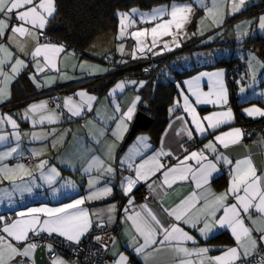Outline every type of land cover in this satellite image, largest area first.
<instances>
[{
    "label": "crops",
    "instance_id": "1",
    "mask_svg": "<svg viewBox=\"0 0 264 264\" xmlns=\"http://www.w3.org/2000/svg\"><path fill=\"white\" fill-rule=\"evenodd\" d=\"M250 1L255 2L251 5L254 6L260 0ZM254 10V15H259V13L264 10V2L263 7ZM51 17H48L47 19L49 20ZM239 17H243V15L240 13L228 18L225 22L229 23L233 20L234 27ZM0 18L3 17L0 16ZM14 23L21 24L23 22L14 21ZM24 26L29 27L28 24H25ZM36 30L38 33L39 29ZM238 34L239 33L233 29L231 36L225 37V39L227 38V41L221 43L220 45L221 54L219 53V55L217 54L204 58L201 57L203 61L201 60L198 61V63H192V66L187 69H183L188 70L205 65H211L221 59H235L237 60V63L234 65L240 66V70L238 75L233 77L231 83H229V68L219 66L213 69L198 70L187 78L179 81L175 80L172 72H181L183 70H174L170 68L167 72H161L160 69L151 84L148 83L146 79H134L125 76L116 80L102 93H99L100 89L96 86V84L95 86L98 87V89L96 88L97 90H90L84 87L85 84L93 82L95 79L107 77L113 73L116 68L127 69L131 65L144 61L146 54L144 56L138 55V57L135 58H122L121 62L116 65L117 67H115V69L106 71L103 70L100 72V75L94 77L89 74L82 73V68L79 64L80 62L74 65L76 63V59L72 58L70 55H66L65 53H61L59 57L58 64L56 65L58 71L55 69L56 71L52 72L50 71V68L45 66V68L43 67L45 69L43 72H35L29 67L30 65L21 68L18 75L8 82L10 96L7 101L1 105L2 108L6 109L5 111L9 113L8 115L16 121L18 127L14 129L11 124H0V134L5 137V140L2 141L4 146L0 147V151L3 150V153H5L11 151L12 148H16L17 152L12 153L11 156L5 157L2 160L3 163L1 164H6L4 162H10L11 164L8 165V168H15L17 164H15V162L10 158H12L13 155H18L19 158V156L22 157L24 154L23 157L28 156L30 161L28 163H24L22 162L23 157H20L17 162L24 165L25 169H27L31 175H27L23 171H17L13 174L15 176L14 182L0 176V216L14 214V219L6 222L2 228L6 224H10L18 219L27 218L21 217L19 213L27 212L31 208L63 207L65 204L73 203L77 199H85L90 192H98L104 187H110L112 189L110 194L104 195L98 199H85L84 204L81 205L82 208L88 210L90 219L92 220V226L96 225L100 228L106 229L104 233L97 234L93 238L99 245H107L106 250L101 246L104 250V259L106 264H114V261L119 258V254H123L128 258V264H176V262L181 258L190 259L194 262V264H198V257H196L195 254L192 256H184L182 253L177 255L174 248L176 246L185 247L191 251L197 248L206 247L209 249L207 256L214 257L223 255L227 248L235 247L236 241L231 234V230L227 227L221 228L214 225L212 231L207 235V237H205L202 236L199 231V229L203 227L202 222L193 228L190 225L183 223V221H175L174 217L169 216L165 212V209L170 210L174 208L181 200L193 191L198 193L203 191L202 189L196 188V184L191 179L190 175L188 180L177 181L171 188H167V186H162V170L147 180L139 181L133 187L131 193L127 195L123 192L121 185L122 182L126 184V181L124 180L125 177L135 179V166L140 164L143 160L153 156L155 153L161 151L162 148L165 152L170 151L172 155L160 157L161 162L165 164L166 167L176 165L178 163L177 158L182 160L184 155L187 154L183 151L181 145L188 149V152L197 151L195 147L190 146V142L193 139L196 140L201 149H203L204 145L209 141L216 144V153L205 150V155L208 156L209 160L216 164L218 169V171L212 173V176L209 179V184L206 186L210 187L211 191L216 194L225 192L228 189L231 173L236 161L250 158L257 169V174L259 175L264 172V131L244 135L240 127V124L246 122H261L264 126V116H260L258 114L249 116L245 111L250 108H258L261 111H264V71L255 81L250 82L247 87L245 86L246 80L245 78L242 79V75L247 77V73H244V65L239 61L238 55H234L236 53H234V51H239L242 47L245 49H250V47L248 48L243 45V43L248 40L245 38L246 36L239 39ZM257 37H264V35ZM1 40L2 37H0V41ZM216 41L215 37L214 43L203 44L201 41L202 43L200 42V44H203V46H207L205 48H208L209 46L214 45ZM228 41L230 43H226ZM9 44L12 50L17 52V41L12 38L10 39ZM194 45L195 44L192 46ZM195 46L198 45L196 44ZM178 51L179 50H176V52ZM169 52L170 50L165 52V55ZM242 53L243 52H241L240 55H242ZM86 55L87 54H85V56ZM88 55L92 56L91 53ZM165 55L164 52H162V54L158 56V58L162 60L160 68L168 62L167 56ZM258 56L261 57L260 52ZM63 61L66 64V69L62 65ZM11 62L13 63V61ZM40 63L42 64V61H40ZM63 71L70 73V76L68 78L62 77ZM50 72L57 74L51 76V79H46V77H49L48 75ZM213 73H223L220 79L226 88L227 103L218 102L215 104H196V97L192 95L190 89L198 87L202 93L213 92V84L216 78L213 77L211 82L209 80V75ZM22 75H24V78L27 79L26 86L20 87L16 92V95L19 97V101L25 99V102L21 107L17 108V101L10 102L12 97V85H14L15 81H17ZM33 76H35L36 82H33ZM198 77L199 80H197ZM129 78L138 81L136 82L138 85H123L127 90V95H129V98L127 99L130 101L129 104L123 106L121 104L122 96H124L125 93H123L122 96L114 95V101L118 103V113L116 114L115 107L111 100L112 95L109 93L116 84ZM171 82H173L175 86V96L168 106V119L163 131L158 135V137H155V135L148 132V130L146 132H139L127 145H124L123 141L130 129L141 100L140 91L143 89L152 94L158 83L167 84ZM189 82H191V84ZM37 83L40 85L39 87H37ZM40 87L46 88L45 90L43 89L45 93L50 94L52 97L54 96L62 103V112L61 114L56 112L57 119L53 123H49L46 119L42 123L40 122L41 116H47L45 111L28 113L27 118L25 117L28 107L32 104H39L41 99L44 98L43 96H39V93L37 92V89ZM241 88L244 89L243 92H241ZM79 92H85L87 96L82 98L77 95ZM181 93H183V95ZM184 95L188 96L190 103L196 108V111L201 119L211 113L223 112L228 109H231L233 118L216 129H207L203 135L198 134L194 125L191 123L190 115L183 109ZM88 96L95 97V99L89 101L87 99ZM234 96L236 99L234 100L235 103L232 107L231 103L233 100H231V97ZM69 97H71L73 105H83L80 115H72L68 107H65V99ZM136 97H139V100L136 101V107L132 114V118L130 120L125 119L124 125H120V120L123 117V114L128 111V108L131 106L133 101L136 100ZM209 99L215 100L216 97L215 95H212ZM177 101H179V106L175 107V110L170 112V109L176 105ZM177 117H183L184 119H177ZM185 121H187V124H185ZM204 124L207 128L206 121ZM118 125H120V127H118ZM125 125L126 131L124 130ZM236 128L240 129L242 133L238 143L233 144L230 142V138H225L226 141H228V147L225 148L223 145L215 141V136L229 132ZM19 129H22V131L18 132ZM181 129L184 130L182 131ZM189 129L192 131V139H189L187 136V130ZM113 132H118L122 138H117V136L113 135ZM17 135L19 137L18 139ZM220 154L227 157V159L232 163L229 164L225 163L224 160H217L216 157ZM94 158L102 160L105 167L111 166L114 169V173L109 174L103 171L98 164L94 163ZM42 160H46L48 162L43 170L37 167L39 162ZM187 163L191 164L193 168L197 167L194 161L190 160ZM129 164H131L132 167H129ZM53 168L58 175L53 173L52 175L54 176V179L51 183H49L47 176L49 174V170ZM20 177H23V179L21 180ZM89 181L93 182L92 187H90ZM17 185L30 187L31 191L17 190ZM143 186H146L150 190L152 198L150 202H143L141 199ZM239 195H244L242 190ZM109 198L114 199L103 204H98L99 202ZM130 199L132 200L131 204H129ZM235 202V198L233 196H229L226 204ZM113 205H115V211L109 213L108 209ZM142 205H147L165 226L177 223L184 229V231L188 232L195 238L194 242L184 241L178 244V242L172 241L171 243H165L164 245H153L150 248L145 249L146 253H150L147 257V261H145L144 255L137 254L134 250L135 247L143 243V238L136 234L135 229L132 227V221L126 219L128 215H134L136 212H141L143 216H146V212L141 208ZM125 209H127V212ZM94 213L99 215H93ZM250 213L252 215V219L257 220V225H252L251 221L246 218L248 214L241 213L242 217H245L246 226H264V224L259 221V214L256 213L254 209L250 210ZM39 215L42 221L47 219L43 213ZM109 215L112 216L110 221L108 219ZM221 215H223V209L216 213V218L218 219ZM101 222H103L102 227L99 226ZM89 230L80 238V241L89 232ZM43 234L48 235L47 233H41L40 235ZM220 234H223L227 238V242H224L221 239L217 241L212 240ZM252 234L257 238L259 236V233L255 231H253ZM2 235L6 236L3 232ZM51 236H57L67 240L65 237L59 236L55 233ZM96 236H100L102 238L101 241L98 242L95 239ZM134 237L135 241L133 239ZM158 239H162V236L158 237ZM12 242L17 243L16 241ZM70 242L76 243L74 241ZM22 243L26 244V241ZM258 244L259 246L264 247V243L258 242ZM154 248H158V250L153 251ZM56 258L64 260L66 264H77L63 255L50 256L49 249L47 247L37 248L31 260L28 258H24V260L25 264H33V261L34 264H52L53 260ZM16 259L21 258L17 257ZM242 260L244 259H241L240 261ZM240 261H237L236 264H239ZM12 264H15V261H12ZM205 264H211V262L205 260Z\"/></svg>",
    "mask_w": 264,
    "mask_h": 264
},
{
    "label": "snow or ice",
    "instance_id": "2",
    "mask_svg": "<svg viewBox=\"0 0 264 264\" xmlns=\"http://www.w3.org/2000/svg\"><path fill=\"white\" fill-rule=\"evenodd\" d=\"M240 5L244 3V0H239ZM55 0H0V37H3L6 31H10L15 36L21 38L30 37L37 41V46L34 51L31 52V56L35 59L43 55L44 61L47 66L58 71L56 67V60L61 53H65V48L63 45H56L52 43H39L38 35L32 29L43 30L48 22L47 18L51 17L55 12ZM239 7L234 6V11H238ZM192 11L190 6H176L171 7L169 12L166 8L153 9L151 13H138L137 9H132L131 13H118L120 18V35L117 37L122 38L126 34V29L134 24L135 21L132 19L133 16L139 14L142 22H154L159 21L155 26L150 29L144 28L141 30L131 32V36L136 40V49H134L132 55L133 58L136 57V50L143 53L145 47L148 51H152V48L157 47V41L159 38L164 36H172L173 42L179 47L178 34L183 29L184 25L189 22V15ZM211 12L212 9H208ZM168 16L169 19L165 20L164 17ZM14 21L23 22L21 24H15ZM125 21H129L128 24ZM222 22V20L220 21ZM25 24L32 25V28L25 27ZM260 27L264 28V17L260 18ZM151 36L152 42L151 46L148 47L145 44V39ZM164 49L171 50L167 42L163 45ZM120 51H123V45L120 46ZM20 51H23V47H20ZM0 53L4 55L0 57V102L4 98V88L2 85L10 82L12 79L18 75L21 68L27 65L23 60L16 57L15 62L11 64L10 71L11 76L4 71V67L13 59V53L3 45H0ZM159 54V53H155ZM45 69L39 65L37 61V72H43ZM207 75V74H206ZM223 73H213L209 75L210 82L212 78L215 77V82L213 84L214 91L209 93L200 92L199 88L190 89L192 95L196 97V104L205 103H227V92L223 85L222 77ZM33 82H36L35 76L32 77ZM199 80V77L197 78ZM132 83H135L133 81ZM191 84V82H189ZM40 85L37 83V87ZM142 86V84H141ZM118 88H122L123 85H117ZM244 89L241 88V92ZM183 95V93H181ZM80 97H85L87 94L85 92L77 93ZM215 95L216 99H209L210 96ZM10 96V92L8 93ZM89 101L94 100L95 97L88 96ZM136 100L133 101L128 111L123 114L120 120V125H124V120H130L132 114L136 107ZM184 104L183 109L191 117V123L194 125L195 130L198 134L203 135L207 129H216L220 125L229 122L233 118V113L231 109L223 112L211 113L202 119L199 117L196 108L192 106L189 101L188 96H183ZM48 106L47 101H42L39 104H32L28 107L25 113L27 118L28 113H37L42 110H46ZM179 106V101L170 112L175 110V107ZM65 107H68L72 115L78 116L81 114L83 105H73L71 97L65 99ZM247 115L252 116L258 114L264 116V111L258 108H250L245 110ZM47 120L49 123L56 121L57 116L54 112H49L47 116H41L40 122ZM177 119L183 120V117H177ZM207 122V128L204 122ZM8 123L15 129L18 127L16 121L7 114L0 115V124ZM187 124V121H185ZM118 125V127H120ZM126 131V125L124 126ZM182 131L184 129H181ZM179 134V133H178ZM114 136L117 138H122L118 132H113ZM241 130L236 128L229 132L222 133L221 135L215 136V141L223 145L225 148L228 147V141L225 138H230V142L235 144L239 142L241 137ZM187 136L192 139V131L187 130ZM17 135V139H18ZM5 137L0 135V142L4 141ZM181 148L186 155L183 159H178V163L174 166L166 167L160 160V157L168 155L171 156L172 153L165 152L163 148L161 151L155 153L148 159L143 160L140 164L135 166V179L131 177H125L124 180L126 184L122 182V190L125 195L131 193L133 187L141 180H147L151 176L156 175L157 172H162L163 181L162 186H167L171 188L177 181H184L191 179L195 182L197 189H202L203 191L198 193L193 191L187 197L180 201L172 209H165V212L174 217L175 221H183V223L190 225L191 227H196L197 224L203 223V227L199 229L202 236L207 237V235L212 231L213 226H219L221 228L227 227L231 230V234L236 241L235 247L227 248L223 255L208 257L207 253L209 249L197 248L194 250H189L185 247L176 246L174 251L184 256H192L195 254L198 257V264H205V260L211 262V264H236L237 261L245 259L252 256L253 253L257 252L259 243H264V226L249 227L245 225V217H242L241 213L248 214L247 219L251 221L252 225H257V220L252 219L250 210L254 209L256 213L259 214V221L264 224V172L257 174V169L254 166L250 158H245L244 160L236 161L234 168L231 173L229 187L225 192L216 194L211 191L210 187H206L209 184V179L212 173L218 171L216 164L209 160L208 156L205 155V150H209L213 153L217 152L216 144L209 141L204 145L203 149L188 152V149L181 145ZM16 152V148H12L11 151L5 152L0 155V160H3L6 156H11L12 153ZM217 160H224L225 163L231 164L232 162L224 157L222 154L216 157ZM194 161L197 167L193 168L188 161ZM48 162L42 160L39 162L37 167L41 170L45 168ZM94 163L98 164L103 171L113 174L114 169L111 166H104V162L98 158H94ZM91 167V165H90ZM129 167H132L129 164ZM17 171H23L27 175H31L30 172L25 169L24 165H17L15 168H8L7 166L0 167V176L9 181L15 180L13 175ZM56 173L55 169H50L47 176V180L51 183L54 179L52 175ZM43 175V172H42ZM22 180L23 177H20ZM90 187H92L93 182L89 181ZM17 190L20 191H31L30 187H24L17 185ZM243 191L244 195H239ZM112 189L110 187H104L98 192H90V194L85 198L88 200L98 199L104 195L110 194ZM229 196L235 198V203L226 204ZM85 199H77L73 203L65 204L63 207L58 208H31L27 212H21L19 215L21 217H27L25 219H18L10 224H6L3 228H0V232L5 235H0V264H25L24 258L32 259L35 250L38 247L37 243L29 241V233L31 232L34 236H39L41 233H47L49 236L52 234H57L59 236L65 237L69 241H74L76 243L80 242V238L91 228L92 220L90 219L89 212L87 209L82 208L81 205L84 204ZM132 200H129V204ZM141 208L146 212V216H143L141 212H136L134 215H128L127 220L132 221V227L135 229L136 234L143 238V243L135 247V252L137 254H143L145 261H147L148 255L145 249L150 248L153 245H164L165 243H171L172 241L184 242L193 241L194 237L188 232L184 231L177 223H172L165 226L161 220L148 208L147 205H142ZM223 209V215L218 219L216 218V213ZM115 211V205L108 209L109 213ZM127 212V209H125ZM43 213L47 219L43 221L40 215ZM194 213V215H193ZM93 215H99L94 213ZM109 221L112 216L109 215ZM3 220V217H0ZM99 226H103V222ZM253 231L259 233L258 238L253 236ZM162 236V239L158 237ZM11 238V239H9ZM95 239L99 242L101 241L100 236H96ZM135 241V237L133 238ZM16 241L17 243H13ZM29 241L26 244L22 242ZM105 250L107 249L106 244L101 245ZM49 251L52 250V245H48ZM158 248H154L153 251H157ZM242 250V251H241ZM20 257L21 259H16ZM34 264V261H33ZM52 264H66V262L60 258L53 260ZM114 264H128V258L123 254H119V258L114 261ZM176 264H194L190 259H179ZM247 264H251L247 261ZM259 264H264V257L261 258Z\"/></svg>",
    "mask_w": 264,
    "mask_h": 264
},
{
    "label": "rangeland",
    "instance_id": "3",
    "mask_svg": "<svg viewBox=\"0 0 264 264\" xmlns=\"http://www.w3.org/2000/svg\"><path fill=\"white\" fill-rule=\"evenodd\" d=\"M244 1H246L244 2L245 4L243 3L242 5H240L239 0H179V1L170 2L169 5L164 4L158 7H154L151 10H147V11L139 10L137 8H132V9H137L138 13H151L153 9L162 8V7L166 8L170 12L171 7L173 5L181 6V7L190 6L192 9L191 13L188 14L190 18L189 22L184 25L183 29L178 34V40H179V45H180L179 47H177L176 44L173 42L172 36H164L158 39L157 47L152 48V51H148L147 47H145V50L143 53L139 52V50H136V57H138V55L144 56L146 54L144 59L151 60V59H155V57L158 58V56H160L162 52H164V55H165V52L169 50L164 49L163 45L165 42H167L171 50L168 54L165 55L167 56L168 62L167 64L162 65V67L160 68L161 69L160 71L167 72V70L170 68L174 70L175 69L183 70V69H187L188 67L192 66V63H195V62L198 63V61H201L202 60L201 57L204 58L207 56H214L217 54L219 55V53L221 54L220 45L221 43L227 41L226 40L227 38L225 39V37L231 36L233 29L239 33L238 34L239 39H242V37L244 36H246L245 37L246 39H249V38L257 37L260 35H264V28L260 27V18L264 17V13L260 12L259 15L258 14L254 15L255 10L250 8V6L252 5V3H255V2H252L250 0H244ZM234 6H238L239 10L234 11ZM132 9L125 11V12L131 13ZM208 9H212V11L208 12L207 11ZM245 11L246 13L243 15V17H239L234 27H233V20H231L229 23L225 22L228 18H231ZM125 12L123 11V12H118V13H125ZM118 13H117L118 25H117L116 30L105 32L95 37V39L91 42V44L84 51V53L87 54L84 58L79 59L78 56L76 55L77 52H75L74 50H68L64 47L65 54L70 55L72 58L76 59V63L74 65L80 62L79 64L82 68L81 70L82 73L89 74L92 77L98 76L100 75V72L103 70L106 71L110 69H115V67H117L116 65H118L119 62H121L122 58H125V57L133 58L132 53L134 49H136L137 42L130 35L131 32L141 30L144 28L150 29L151 27L155 26L156 23L159 22V21L142 22L139 14H137L132 17L135 23L131 24L126 29L125 36L118 39L117 37L120 35V18L118 16ZM164 19L167 20L169 19V17L165 16ZM221 20L222 22H220ZM125 23L128 24L129 21H125ZM28 26H29L28 28H32V25L28 24ZM45 28L39 31H44ZM32 30L34 31V29ZM35 33H37L36 29H35ZM215 37L217 41L215 42L214 45L209 46L208 48L203 47L204 43H208V44L214 43ZM12 38H13V34L10 31H6L5 35L2 37V40L0 41V45H3L4 47L8 48L13 53V59H12L13 63L15 62L14 61L15 58L18 57L21 60H23L27 66L30 65L29 67L32 68L35 72L37 71V61H39V65L41 67L45 66V67L50 68L51 69L50 71L52 72L56 71L51 66L46 65L43 55L36 57L35 59L31 56V52L34 51L35 47L37 46V41L33 40L30 37L21 38L17 35L13 38L18 43L17 52H14L9 44V41ZM201 41L203 42L202 45L200 44ZM144 42L148 47H150L151 42H152L151 36L149 35L145 39ZM51 43L56 44V45H62L57 42H51ZM226 43H230V42L228 41ZM193 44L195 45L197 44L198 46H196L195 48L192 46ZM121 45H123V51L119 50ZM21 46L23 47V51H20ZM176 50H179V51L176 52ZM241 52H243L242 55H240ZM89 53H91L92 56L88 55ZM155 53H159V54H155ZM229 53H230V50H229ZM234 53H235L234 55H238L239 61L244 65L243 70H244V73H247V77H244V75H242V79L245 78L246 80L245 86L247 87L250 82L255 81L257 77L264 71V61L254 51H250V49H245L243 47L239 51L238 50L234 51ZM3 55H4L3 53H0V57H2ZM59 57L56 60V65L58 64ZM40 61H42L43 65L40 63ZM149 62L150 61H148L147 63ZM81 63H84V64H81ZM11 64L12 62L10 61L4 67V71L7 72L9 76L12 75L10 71ZM62 65L66 69V64L64 61L62 62ZM52 72H50V74L48 75L49 77H46V79H51V76L57 74V73H52ZM69 76H70V73L66 71L62 72V77L68 78ZM0 79H3V77H0ZM133 81H135V83H132ZM136 82L138 81L130 79V78L124 79L115 85V87L111 91L112 93L111 92L109 93L112 95L111 100L115 107L116 114L118 113L117 112L118 103L114 101L115 99L114 95L122 96V94L125 93V95L122 96L121 104L123 106V105L130 103V101L127 100L129 98V95H127L126 93L127 90L125 89V87L123 86L122 88H118L117 85H121V84L130 85L131 84L132 86L133 85L136 86L138 85V83ZM2 87L4 88L5 95H4L2 102H0V115H4V114L8 115L9 113L5 111L6 109H3L1 106L9 98L8 83L2 85ZM40 88H43V87H40ZM43 89L45 90L46 88H43ZM120 96H117V97H120ZM24 100L25 99H23L22 101ZM42 101H46L45 98H42L41 102ZM43 111H45L47 115L49 114V112H54L56 114V111L50 109L48 106L46 110H42L41 112ZM21 131L22 129L18 130V132H21ZM142 138H146V137H142ZM3 146L4 144L0 142V147H3ZM2 154H3V150L0 151V155ZM20 157L21 156H19V158ZM17 158H18V155H13V157L10 159H12V161H14L15 164L21 165L19 162H17L19 161V158L18 160ZM1 163H3L2 160H0L1 167H4V166L8 167V165L11 164L10 162H4L6 164H1Z\"/></svg>",
    "mask_w": 264,
    "mask_h": 264
},
{
    "label": "trees",
    "instance_id": "4",
    "mask_svg": "<svg viewBox=\"0 0 264 264\" xmlns=\"http://www.w3.org/2000/svg\"><path fill=\"white\" fill-rule=\"evenodd\" d=\"M173 1L179 0H55L56 10L54 15L48 20L45 30L39 32H45L48 34L51 37V42L60 43L68 50H74L77 53H81L82 55L79 58L82 59L85 57L84 51L95 39V37L102 33L116 30L118 25V12H125L132 8L147 11ZM263 2L264 0H260L257 4L251 6L250 8L258 9L263 7ZM262 12H264V10H262L261 13ZM245 13L246 11L242 12L241 15H244ZM243 45L248 48L250 46L257 48L260 52L261 58L264 60V37L250 38L246 40ZM193 47L196 48V46ZM203 47L205 48L207 46ZM151 60L155 63V65L146 76L141 74L142 66L147 64L149 61L145 59L144 61L129 66L127 69H116L107 77L95 79L93 82L85 84L84 87L90 90H97L99 87V93H102L116 80L131 75L134 79H146L148 83L151 84L159 72L162 64V60L159 58L155 57V59ZM235 63H237V60L235 59H221L211 65L183 70L181 72L175 71L172 73L175 80L179 81L187 78L198 70L213 69L219 66H224L229 68V83H231L233 77H235L231 76V70L236 67L238 70L236 75H238L240 70V66H235ZM24 77V75L20 76L19 79L15 81L14 85H12V97L10 102L17 101V108L21 107L25 102V100L19 101V97L16 95V92L20 87L26 86L27 79ZM95 84L98 87H96ZM140 93L141 100L137 111L143 112L152 118V124L148 129V132H151L155 135V137H158L167 123V109L175 96L174 83H158L152 94L143 89ZM235 99V96L231 97V100H233L231 103L232 107L235 103ZM259 123L262 124L261 122ZM113 199L114 198H109L99 202L98 204H103L105 202L112 201ZM219 239L227 242V238L223 234L214 237L212 240L217 241Z\"/></svg>",
    "mask_w": 264,
    "mask_h": 264
},
{
    "label": "built area",
    "instance_id": "5",
    "mask_svg": "<svg viewBox=\"0 0 264 264\" xmlns=\"http://www.w3.org/2000/svg\"><path fill=\"white\" fill-rule=\"evenodd\" d=\"M38 36L39 43L51 42V37L45 32H39ZM81 55V53H77L78 57H81ZM149 61V63L144 64L141 68V74L144 76L148 75L149 72L154 68L155 63H153L152 60ZM237 72V68H233L231 70V76H235ZM128 77L133 78L132 75ZM37 92L39 93V96H43L45 98L50 109L55 110L58 114H61L62 103L59 99L50 96L48 93H45L43 88H38ZM240 127L244 135H247L248 133L264 131V126L260 123L246 122L240 124ZM190 146L195 147L196 150L201 149L200 145L195 139L191 140ZM29 161L30 159L28 156H24L22 158V162L24 163H28ZM141 199L143 202H150L152 199L150 190L146 186L142 187ZM0 217H3V220H0V228H2L6 222L14 219V214H6ZM105 231V228H100L94 225L79 243H73L57 236H49L45 234L34 236L32 233L29 234V241L37 243V248H48V245L51 244L52 250L49 251L50 256L63 255L77 264H106L103 248L93 239L95 235L104 233ZM0 235H2V232H0ZM29 241H26V243ZM262 257H264V247L259 246L257 252L248 257L247 261H250L251 264H259ZM247 261L244 259L240 261L239 264H247Z\"/></svg>",
    "mask_w": 264,
    "mask_h": 264
},
{
    "label": "water",
    "instance_id": "6",
    "mask_svg": "<svg viewBox=\"0 0 264 264\" xmlns=\"http://www.w3.org/2000/svg\"><path fill=\"white\" fill-rule=\"evenodd\" d=\"M250 50H253L257 55H259V51L254 47H250ZM151 124V117L143 112L137 111L123 144L127 145L137 133L146 132L150 128Z\"/></svg>",
    "mask_w": 264,
    "mask_h": 264
}]
</instances>
